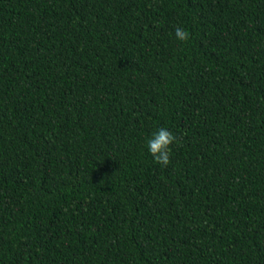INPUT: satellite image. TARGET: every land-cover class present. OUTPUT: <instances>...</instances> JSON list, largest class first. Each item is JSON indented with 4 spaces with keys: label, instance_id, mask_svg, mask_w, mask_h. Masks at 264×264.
<instances>
[{
    "label": "trees",
    "instance_id": "16d2710c",
    "mask_svg": "<svg viewBox=\"0 0 264 264\" xmlns=\"http://www.w3.org/2000/svg\"><path fill=\"white\" fill-rule=\"evenodd\" d=\"M0 264H264V0H0Z\"/></svg>",
    "mask_w": 264,
    "mask_h": 264
},
{
    "label": "clouds",
    "instance_id": "9594fccd",
    "mask_svg": "<svg viewBox=\"0 0 264 264\" xmlns=\"http://www.w3.org/2000/svg\"><path fill=\"white\" fill-rule=\"evenodd\" d=\"M175 36L180 41H187L189 32L177 27ZM174 142H178L176 136L166 128H159L152 133L151 138L147 140V147L157 164L167 166L170 163V145Z\"/></svg>",
    "mask_w": 264,
    "mask_h": 264
}]
</instances>
